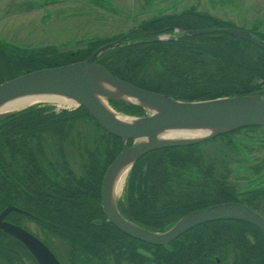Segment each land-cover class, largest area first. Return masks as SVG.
Wrapping results in <instances>:
<instances>
[{
  "label": "trees",
  "instance_id": "obj_1",
  "mask_svg": "<svg viewBox=\"0 0 264 264\" xmlns=\"http://www.w3.org/2000/svg\"><path fill=\"white\" fill-rule=\"evenodd\" d=\"M188 17L187 28L191 30L185 39H148L132 46H125V41H122V44L103 51L97 63L103 64L111 73L132 84L184 101L251 94L264 87L263 49L230 33L218 31L194 35L191 32L199 26H231L226 22H218L212 16L199 18V14L193 11L188 12ZM167 20L164 16L157 21V32L162 30V25L167 22L169 24ZM177 20L182 22L181 17L174 15L175 24ZM154 21L156 20L145 22L144 28L155 27ZM261 38L264 40L263 36ZM104 44L107 43L100 41L97 47ZM243 45L257 49L256 54L247 51ZM0 46V83L39 68L58 67L69 64V61L86 59L94 51H79L75 56L70 53L45 55L20 51L17 47L9 51L6 46H3L4 49ZM155 59L160 62L161 70L153 74L147 73L146 70ZM111 103L124 113L140 116L145 114L143 108L136 104L117 101ZM91 124L102 129L83 106L71 110H56L35 105L2 122L0 210L7 201L14 200L5 195L6 190L12 186L15 190L13 197L22 201L23 186L20 181L25 176L30 179L31 192L43 195L48 191L45 183L47 175L44 172L46 163L39 162L38 159L42 156L49 166L53 165L46 155L50 149H47V137L51 139L49 145L56 146L59 155L58 172L71 176L75 174L66 160L73 152L79 157L82 172V175L73 176V189L93 193L94 199L99 198L106 168L122 150L123 141L102 129L96 138L98 140L93 142L87 128ZM223 135L228 134L223 133L222 137ZM203 143L205 142L159 148L139 157L129 169L127 193L124 195L126 202H122V199L118 201L121 213L139 226L161 232L186 214L215 204L236 202L238 197L229 180L231 170L227 166H218L214 160L210 161L201 149ZM127 144H132V141ZM7 153L10 155L9 162ZM193 167L200 169V181L182 184V177L192 172ZM68 205L67 211L72 213L73 207ZM46 214L62 217L58 212L50 211ZM201 227L208 229L202 230ZM206 231L209 235L204 234ZM190 235L188 242H181L176 246L174 241V247L164 251L159 250V245L148 244L150 261L157 264L160 261L166 264H187L196 258L203 260L206 247L219 246L224 236L226 243L221 245L231 244L235 254L234 264H264V234L249 221L227 219L205 222L196 225ZM220 252L224 254L223 251ZM11 255L9 249L0 244V257L10 259Z\"/></svg>",
  "mask_w": 264,
  "mask_h": 264
},
{
  "label": "water",
  "instance_id": "obj_2",
  "mask_svg": "<svg viewBox=\"0 0 264 264\" xmlns=\"http://www.w3.org/2000/svg\"><path fill=\"white\" fill-rule=\"evenodd\" d=\"M225 32L240 37L264 49V41L241 28H207L192 31V34H207ZM122 37L101 45L90 53V56L79 62H72L58 67L39 68L26 74L18 75L0 83V105L6 100L17 96H38L56 94L62 95L76 102L75 107L83 106L87 109L101 128L114 136L122 138V150L114 161L106 168L102 179L101 204L104 214L119 230L126 235L151 245L163 246L169 244L184 231L205 222L227 219H241L251 222L264 234V216L240 202L215 204V206L194 211L177 220L170 228L161 232L150 231L128 221L118 211L115 198L112 197L111 186L117 170L129 161V168L139 157L152 150L168 148L169 146L191 145L211 140L222 133L232 132L250 126H264V87L251 94L221 96L209 100L184 101L170 95L144 89L131 84L125 79L111 73L103 64L97 63L103 51L118 46ZM114 86L128 97L109 96L108 100L126 104L139 105L146 112L141 117H132L135 121H122L114 117L113 113L102 106L99 96L103 95L106 86ZM41 101L39 102L42 104ZM39 103L0 112V124L8 118L25 110L27 107ZM48 103V104H45ZM43 107L68 109L56 102H44ZM25 108V109H24ZM207 129L206 133L190 137H162L165 130ZM132 141V144L127 143ZM12 209L22 212L14 206H7L0 213V229L14 235L31 252L38 264H60L54 252L36 235L27 229L4 219Z\"/></svg>",
  "mask_w": 264,
  "mask_h": 264
},
{
  "label": "flooded vegetation",
  "instance_id": "obj_3",
  "mask_svg": "<svg viewBox=\"0 0 264 264\" xmlns=\"http://www.w3.org/2000/svg\"><path fill=\"white\" fill-rule=\"evenodd\" d=\"M117 1L119 0H9L8 11L16 9L23 10V12H28V10L41 9V15L39 16L38 23L44 26L47 23V18L54 15L56 12L62 17L67 18L70 17L67 15H70L72 13V9L76 8L79 5H84L85 7H87L89 14L93 12L92 10H95L97 12L101 11V15H104L103 13H106L108 14V16L111 15L114 17H118L123 21H126L128 19L130 20V18L126 15H122V13L119 14V10H122V8L121 6H118ZM148 1L152 0H144V3L147 4V6L150 8L154 4V1L158 4L163 2L164 0H154L153 4H150ZM215 1L216 0H213V5L215 4ZM227 1L231 4L233 0ZM168 8V12L159 13L160 11H157L151 17L144 18L142 20L137 19V16H139L140 12L135 13L133 16L134 18L131 19L134 20L133 25L131 24V26L125 29L124 32H121L119 34H112L111 36H98L95 35L96 33H91L93 35L80 34L77 37L68 36L67 40L61 43L46 40L42 42V44L36 46H32L31 44L18 46L14 44V47L12 48L17 47L20 51L27 50L33 52L34 54L52 55L70 53V55L75 56V54L79 53V51L90 52V50L99 48L97 47V44H99L100 41L110 43L111 41H115L121 37L122 41H125L124 43H126L125 46L137 45L143 42V40L148 39H155L159 41H175L185 39L186 36L190 35L188 31L191 29L187 28L189 25L188 12L192 11L194 13L197 12L199 14V18L200 16L205 17L206 15H208L219 20L218 22L222 21L229 24L231 23L229 19L225 20L223 17L213 14L212 9V11L207 9L205 6V0H193L191 2H189V0H172V5ZM148 11H150V9H148ZM120 15L126 17V20H124V18H122ZM174 15L175 17H181L182 22L177 20V23L175 24L173 22ZM164 16L168 18L167 21H169V24L167 22V24L162 25V30L160 32H157V21L159 19H162ZM153 20H156L154 21L155 27L151 29L144 28L143 24L145 22H152ZM202 20L204 19L202 18ZM202 24L204 23H201V25ZM230 26L234 27L232 25ZM207 28L217 29V27H215L214 25H207L204 27H196L194 28V31H196L197 29ZM178 31L180 32V34H176ZM168 33L169 37L164 39L161 38L164 34ZM254 33L259 35L260 38L262 36L264 37V31L262 30H260V32L254 31ZM69 62L72 63V61ZM244 128L264 129V126H250ZM241 129H236L232 132H226L228 135H223V137L222 135L216 136L212 139L221 138V140L223 139L228 146H232L233 144L231 143L230 135L235 134V132H239ZM51 147H54V145H51ZM47 153L48 154L46 155L50 158V162L53 163L52 166H49V164L45 159L42 158V156H40V158L38 157V159L39 162L41 161L42 163H46L44 172L47 175L45 183L46 185H48V191H46L43 195L39 193L36 195L35 191L31 192V186L29 185L30 179L25 176L20 181L23 186L22 201L17 200L16 197H13L15 194V190L14 186H12L6 190L5 195H8L10 199L13 198L14 200L7 201V203H5V205L1 207L0 210L1 213V211L4 210L5 207H7L8 205H12L20 209L22 212L12 209L5 215L4 219L10 223H14L22 228L27 229L33 235H36L39 239H41L43 243L46 244L49 249L54 252L56 258L59 259L60 264H157L154 261H150V255L147 248L148 243L140 241L132 236L126 235L114 224H112L110 220H108L106 214H104L103 206L101 204V188L99 192L100 197L97 199H94L95 197H93L92 192V194H90L87 191L81 192L73 189V176H77L80 174L82 175V173H77L72 167L73 163L71 162V158L74 156V153H70L69 157L66 159L67 162H69L72 171L75 172L73 176L66 174L65 172H60L61 174L58 172L60 170V163L56 146L52 149L50 148ZM9 156H7L8 162ZM215 163L218 166H227L231 170L229 180L231 183L230 185L235 188V193L238 197V200H236V202H240L246 207L248 206L257 213H260V211H262V206L254 207L253 205H251V202L253 201V199L255 200V198H258L260 196L261 198L264 197V185L261 186L257 184L256 187L247 189L245 191L238 190L237 186H235V184L231 180L232 168L227 164H225L224 166L221 165L219 161H215ZM258 170L259 169L256 170V173H259ZM86 194L87 196H85ZM124 198L125 197L121 198L122 202L124 201ZM68 204L72 205L73 207L72 213L67 211V207L69 206ZM122 205L123 204H121V206ZM117 208L121 213L118 205ZM50 211L54 213L58 212V214H60V216L62 217L59 218V216L54 217L47 215L46 212ZM28 223L33 224L35 229L33 230L29 228ZM193 229L194 227L184 231L183 234L174 238V240H172L169 244L161 246L159 250L164 251V249H170L171 247H174V244H172L174 241H176V246H179L181 242H188L190 240L189 237H191L192 235H190L191 230ZM200 229L206 230L208 229V227H201ZM207 232L208 231L204 232V234L209 235ZM58 243H61L64 248H66L65 255L60 253L59 249H57ZM224 243H226V241L223 236V239H221V244ZM0 244H3L7 249H9L12 254L10 256V259L0 257L1 262L4 261L8 264H23L19 259H17L16 253L11 251V249H16L17 247L20 248V250H22L23 253H25L29 257V259L32 258L33 260H35L31 252L26 248L25 245L22 244L20 240H18L14 235L12 236L1 229ZM221 244L219 246L215 245L214 247L209 245V247H206V249L204 250L203 260L196 258L193 262L188 261L187 264H223L229 261L232 263L234 261L235 254L234 251H232L231 244ZM220 251H223L224 254ZM175 254H177V252H175ZM12 256L14 259H12ZM32 259L31 261H33ZM35 261L37 262V260ZM158 264L166 263L160 261V263Z\"/></svg>",
  "mask_w": 264,
  "mask_h": 264
},
{
  "label": "rangeland",
  "instance_id": "obj_4",
  "mask_svg": "<svg viewBox=\"0 0 264 264\" xmlns=\"http://www.w3.org/2000/svg\"><path fill=\"white\" fill-rule=\"evenodd\" d=\"M8 1L9 0H0V45H2L3 49V46H6V49L9 51L10 49H12V47H14V44L18 46H25L28 44L36 46L42 44V42L46 40H51L56 43L65 42L68 36L77 37L80 34L89 35L91 33H96L95 35L98 36H111L112 34H119L121 32H124V30L131 26V24L133 25L134 20L131 19L134 18L133 16L135 13L140 12L139 16H137V19L142 20L144 18L151 17L157 11H160L159 13L168 12V7L172 5V0H164L163 2L158 4L154 0L148 1L150 4H153L154 1V4L150 8L147 6V4L144 3V0L117 1L118 6H121L122 8V10H119V14L122 13V15H126L130 18L131 21L129 19L126 20V17H123L122 15L120 16L126 21H123L121 18L111 15L108 16V14L106 13H103L104 15H101V11L97 12L95 10H92L93 12L89 14L87 7H85L84 5H79L76 8H73V11L68 10L72 13L70 15H67L70 16L67 18L62 17L56 12L54 15L47 18V23L44 26L38 23L39 16L41 15V9L28 10V12H23V10L16 9L8 11ZM191 1L193 0H189V2ZM213 3V0H205L206 8L209 10L212 9L213 11H211L216 16H221L225 20L229 19L231 21L230 25L238 29L241 28L248 32H252L257 37H259V35L255 34L254 31H264V0H233L231 4L228 3L227 0H216L214 5ZM148 9H150V11H148ZM176 34H180V32L178 31ZM168 35L169 33L164 34L161 38H167L169 37ZM119 39L120 38H118L117 40ZM121 42L122 40L120 41V43ZM243 47L253 54H256L257 52V49L252 46L243 45ZM15 53L16 51L14 52V54ZM160 70V62L155 59L152 61V64L146 71L147 73L153 74L155 73V71ZM42 105H44V102H42V104L39 103L37 107ZM107 106L110 107V109L112 108L113 111L121 113L123 116L126 115L129 117H141L137 114L133 115L126 112L124 113L116 106H113L108 99ZM63 107L68 108L69 110L77 108H71L68 106ZM87 128L89 129L88 135L90 136V139H92L93 142H96L98 140L96 138L99 136V134H101L100 132L102 131V129H99L95 124H91ZM230 137L231 143L233 144L232 146H228L223 139L221 140V138H215L210 141H204L205 143L201 144V149L202 151H204L205 156H207L210 161H219L221 165L224 166L225 164H227L232 168L231 180L235 184V186H237L238 190L245 191L247 189L256 187L257 184L263 186L264 129L244 128L239 132H235V134L230 135ZM46 142L48 145L47 149L51 148V145H49L51 144V139L47 137ZM75 151L77 150L75 149ZM7 156H9L8 153ZM71 162L73 163V169L77 173H82L79 157L77 155L74 154V156L71 158ZM129 169L128 173L130 171ZM257 169H259V173H256ZM128 173L124 179L125 183L121 191H119L120 193H118V195L115 197V203H117V205L118 201L127 193L126 188L128 185ZM201 176L202 174L200 169L193 167L192 172L187 173L182 177V184L189 185L193 181L199 182ZM123 202H125V199ZM251 205H253L254 207L262 206V211H260V213L264 215V197L261 198L260 196L258 198H255V200L253 199ZM172 225L166 227L165 229L170 228ZM28 227L33 230L35 229L33 224L31 223H28ZM57 249H59L60 253L65 255L66 248H64L61 243H58ZM11 251L16 253L17 259H19L23 264H37V262L32 258L29 259V257L25 253H23L20 248H13L11 249ZM31 259L34 261V263L33 261H31ZM0 264L8 263L0 261ZM223 264L234 263H231L229 261Z\"/></svg>",
  "mask_w": 264,
  "mask_h": 264
},
{
  "label": "bare ground",
  "instance_id": "obj_5",
  "mask_svg": "<svg viewBox=\"0 0 264 264\" xmlns=\"http://www.w3.org/2000/svg\"><path fill=\"white\" fill-rule=\"evenodd\" d=\"M107 88L105 89L103 95H98L99 100L102 104V106L107 107L114 115V117H116L119 120L122 121H135V119H133L132 117L129 116H123L121 113H117L115 111L112 110V108L110 109V107L107 106V99L109 96H117V97H128L131 98L130 96L126 95V94H121L120 91H118V89L114 86H110L107 85ZM48 102V101H53L56 102L58 105H65L71 108H75L76 106V102L72 99H69L65 96L62 95H56V94H47V95H38V96H17L16 98H12L9 100H6L5 103L0 105V112L2 113L3 111H7V110H16L17 108H21V107H25L28 106L29 104H34V103H38V102ZM70 108V109H71ZM206 131H208L207 129H190V130H165L162 133L159 134V136L162 137H190V136H194V135H201L203 133H206ZM128 167H129V161L124 162L119 169L117 170V174L114 176L113 180H112V186H111V192H112V197L115 198L118 193H120L119 191H121L125 181V177L128 173Z\"/></svg>",
  "mask_w": 264,
  "mask_h": 264
}]
</instances>
